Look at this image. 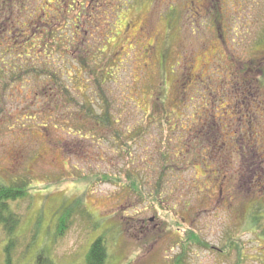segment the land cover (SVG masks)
<instances>
[{
	"label": "rangeland",
	"instance_id": "374dc122",
	"mask_svg": "<svg viewBox=\"0 0 264 264\" xmlns=\"http://www.w3.org/2000/svg\"><path fill=\"white\" fill-rule=\"evenodd\" d=\"M29 2L60 67L48 45L40 82H0V183L25 187L0 264H86L99 234L105 264H172L188 229L184 264H264V0Z\"/></svg>",
	"mask_w": 264,
	"mask_h": 264
},
{
	"label": "flooded vegetation",
	"instance_id": "af4514ba",
	"mask_svg": "<svg viewBox=\"0 0 264 264\" xmlns=\"http://www.w3.org/2000/svg\"><path fill=\"white\" fill-rule=\"evenodd\" d=\"M31 4L32 8L29 0H0V82L2 86H8L15 80L29 84L30 71L35 67L39 69V75L34 79L40 82L39 77L43 74L45 64L49 63L47 60L49 54H52L53 68L60 67L58 66L60 41L56 37L57 32H53L55 24L59 21L53 20L55 18L53 13V21L47 23L46 19H43L45 13H39L34 6L38 3L31 2ZM48 45L51 50L46 56L45 47ZM43 51L45 53H42ZM32 56L37 60V64L32 63ZM10 73H12L10 80L2 79V75ZM43 90L42 88L37 94V99L39 98L42 104L46 97L45 90L42 93ZM20 112L23 113V111Z\"/></svg>",
	"mask_w": 264,
	"mask_h": 264
},
{
	"label": "trees",
	"instance_id": "16d2710c",
	"mask_svg": "<svg viewBox=\"0 0 264 264\" xmlns=\"http://www.w3.org/2000/svg\"><path fill=\"white\" fill-rule=\"evenodd\" d=\"M77 1L79 2V0ZM24 190V182H12L10 184L0 183V226L2 230L7 234V241L9 244H11V235L14 232L13 230L16 227V223L18 222V216L14 211L10 209L9 203L15 199L20 198ZM74 210V206L70 205L64 209V213L62 212L58 216L55 224L56 236L62 235L65 229L68 228V223L71 222L69 220V217ZM188 243L208 246L205 242L199 239L198 235H196L193 230L188 229V231L185 232L184 239L180 240L182 248L181 255L175 256L172 264H184L183 255L185 254ZM107 257L108 251L105 237L104 235L99 234L91 242L85 254V262L86 264H105V260H107ZM46 262L49 263L50 261L47 259V255L44 253V250H41L35 260V264H46Z\"/></svg>",
	"mask_w": 264,
	"mask_h": 264
}]
</instances>
